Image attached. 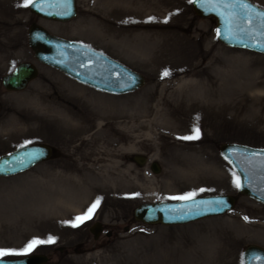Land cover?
<instances>
[{
    "label": "rangeland",
    "instance_id": "374dc122",
    "mask_svg": "<svg viewBox=\"0 0 264 264\" xmlns=\"http://www.w3.org/2000/svg\"><path fill=\"white\" fill-rule=\"evenodd\" d=\"M107 4L77 0V16L61 22L23 0H0V155L33 142L62 153L0 177V249L19 253L7 257L44 253L48 264H244L247 245L264 247V204L240 194L220 146L264 147V53L222 43L216 19L198 16L192 0ZM33 23L103 50L145 74V85L112 94L39 63L28 41ZM22 61L39 75L9 91L2 78ZM194 128L199 139H182ZM189 193L239 198L229 213L185 224L134 219L140 203ZM97 200L91 218L76 221ZM95 222L103 225L98 239Z\"/></svg>",
    "mask_w": 264,
    "mask_h": 264
},
{
    "label": "water",
    "instance_id": "95a60500",
    "mask_svg": "<svg viewBox=\"0 0 264 264\" xmlns=\"http://www.w3.org/2000/svg\"><path fill=\"white\" fill-rule=\"evenodd\" d=\"M192 5L198 16L216 19L217 36L222 43L264 53L263 7L251 0H192ZM30 10L40 17L61 22L71 21L78 13L77 0H34ZM29 44L38 62L108 93H131L142 88L147 80L145 74L104 51L54 34L38 23H33L29 28ZM38 75L39 69L35 63L22 61L12 72L3 76L2 83L9 91H21ZM220 151L239 175L240 194L264 204V147L226 142L221 144ZM55 153L57 148L48 143L20 146L0 155V177L24 172L52 158ZM134 160L143 165L147 158L137 154ZM151 169L158 174L162 166L154 161ZM238 198V195L220 193L197 195L189 200L146 201L135 207L134 219L148 225L185 224L233 211ZM102 230L100 222L90 227L95 239L100 237ZM49 260L44 253H30L0 258V264H48ZM243 260L244 264H264V247L247 245Z\"/></svg>",
    "mask_w": 264,
    "mask_h": 264
},
{
    "label": "snow or ice",
    "instance_id": "6c2138e0",
    "mask_svg": "<svg viewBox=\"0 0 264 264\" xmlns=\"http://www.w3.org/2000/svg\"><path fill=\"white\" fill-rule=\"evenodd\" d=\"M34 4V0H23V6H29V5H33ZM163 75L167 76L168 75V72L165 71L163 73ZM193 132H194V135H191V136H185V137H182V139H199V136H200V130L199 128H194L193 129ZM237 186L239 187V180L237 179ZM195 195V193H189L188 195L186 196H175V197H171V199H177V200H189L191 199L193 196ZM99 204V200H97L95 203H93L87 210V212L85 213V215L83 216H77L75 219L76 221H79V222H83L85 219H89L91 218V214L94 212L95 208L97 207V205ZM75 226V225H73ZM54 242V238L53 237H48V239L45 241V240H39V239H33L31 240L27 246L22 249L21 251L22 252H29L32 250V248H34L37 244H40V243H52ZM19 253L13 251V250H9V249H0V258H3V257H7V256H10V255H17Z\"/></svg>",
    "mask_w": 264,
    "mask_h": 264
},
{
    "label": "flooded vegetation",
    "instance_id": "af4514ba",
    "mask_svg": "<svg viewBox=\"0 0 264 264\" xmlns=\"http://www.w3.org/2000/svg\"><path fill=\"white\" fill-rule=\"evenodd\" d=\"M28 41H29V40H28ZM61 155H62V153L59 152V151H57V153H55L54 156H53L52 158L47 159V160H44V161L40 162V164L47 163V162L50 161V160L58 159V157H59V156L61 157ZM60 157H59V158H60ZM85 162L87 163V161H85Z\"/></svg>",
    "mask_w": 264,
    "mask_h": 264
},
{
    "label": "bare ground",
    "instance_id": "6f19581e",
    "mask_svg": "<svg viewBox=\"0 0 264 264\" xmlns=\"http://www.w3.org/2000/svg\"><path fill=\"white\" fill-rule=\"evenodd\" d=\"M108 1L110 2V0H104V3L107 4ZM107 5H108V4H107ZM74 180H75L76 182H78V181L80 180V178H79V177H75ZM73 206L75 207V206H76V203L71 204V207H73Z\"/></svg>",
    "mask_w": 264,
    "mask_h": 264
}]
</instances>
